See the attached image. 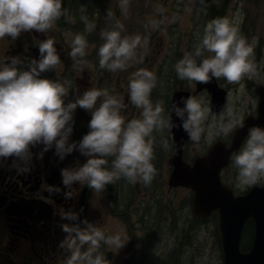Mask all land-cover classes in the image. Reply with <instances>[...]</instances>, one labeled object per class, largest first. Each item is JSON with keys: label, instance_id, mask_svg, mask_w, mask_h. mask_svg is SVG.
Segmentation results:
<instances>
[{"label": "clouds", "instance_id": "obj_1", "mask_svg": "<svg viewBox=\"0 0 264 264\" xmlns=\"http://www.w3.org/2000/svg\"><path fill=\"white\" fill-rule=\"evenodd\" d=\"M128 3L129 0H120L124 14ZM64 15L63 0H0V39L7 36L16 40L22 33L33 30L46 33ZM108 16L111 18L112 13L108 12ZM81 19L86 31H91L94 25H89L86 17ZM238 24V20L227 17L208 22L203 34H198L193 51L185 53L174 65L177 77L199 84L220 78L238 84L244 78L258 77L257 66L250 59L253 47L240 35ZM156 26L153 22V27ZM122 30L123 25L117 21L113 30L101 33L104 40L98 51L101 69L125 70L136 49L146 46L147 41L142 43L139 35L122 37ZM37 46L39 59L12 56L0 63V161L12 158L18 167L27 170L33 157L43 159L49 151L60 162L74 152L79 153L86 157L79 167L60 169L65 189L78 183L101 192L121 178L131 184L149 185L157 175L152 163L156 158L154 133L162 137L168 133L161 140L162 148L167 150L169 139H174V128H182L197 143L202 137L211 142L217 136L244 128L242 116L233 107L226 108L218 117L213 116L212 109L194 96L180 97L166 115L162 102L153 103L150 99L157 83L154 73L147 69L133 73L128 86V100L142 110V119L126 123L121 113L127 106L107 89L92 88L77 94L66 82L42 78V73L55 70L61 58L52 39L42 40ZM86 47V38L76 35L68 53L73 68L82 70L86 66L83 61ZM70 94L75 98L69 99ZM100 98L103 99L97 107ZM77 108L91 116L89 131L78 141L72 139ZM173 114L179 123L174 121ZM36 148L39 151L33 152ZM110 157L114 159L109 168ZM231 160L237 169L239 186H254L264 181V128L249 127L243 146ZM56 192L59 193L58 188ZM63 195L65 199L72 198L70 191ZM82 212V208L80 212L69 209L60 216L66 222L59 225L65 235L58 248L66 254V264H111L101 252L102 244L121 249L125 245L121 235L106 236L86 218L81 219Z\"/></svg>", "mask_w": 264, "mask_h": 264}, {"label": "flooded vegetation", "instance_id": "obj_2", "mask_svg": "<svg viewBox=\"0 0 264 264\" xmlns=\"http://www.w3.org/2000/svg\"><path fill=\"white\" fill-rule=\"evenodd\" d=\"M103 1L93 0V5L87 12L79 8L76 12L77 8H68L66 5L65 15L53 23L56 26L55 30L50 29L46 33H39L34 30L22 33L14 41V44L17 43L18 47L10 46L7 50L0 52V63L12 56H19L25 60L29 58L39 59L37 44L42 40L52 39L54 46L60 54L61 62L54 71L42 73V78L59 79L61 82H66V86L77 94H82L85 90L92 88L98 90L107 89L110 95L115 96L127 106L121 113L127 123L132 119H142L140 115L142 110L133 106L128 100V86L133 73L144 69V65L139 64L137 68L130 60L125 70L112 72L100 68L99 47H96V44L99 45L97 39L104 30L102 28L103 23L105 18L108 17L107 9L103 8ZM76 6L79 7V5ZM92 12H95L96 15H92ZM82 17L87 18L89 25H94L91 31H86V24L81 19ZM115 23L116 16H114V20L112 21L111 30H113ZM68 34L72 35V42L78 34L86 38L87 47L83 58L86 66L82 70L80 67L73 68V62L67 57V54L72 49V43L68 40ZM215 81L218 84V79H215ZM194 83L196 91V82ZM202 90L208 91L206 88ZM178 91L188 92L189 94L195 92L181 86L173 94ZM225 91L228 95L229 91ZM173 94L167 104V114L171 112ZM74 98L75 96L70 94L69 99ZM102 99L100 98L97 101V107ZM263 109L264 95L258 105L255 117L259 116L260 111ZM74 119L75 125L72 139L78 141L89 131L88 123L91 116L86 110L77 108ZM169 141L172 143V146H169L165 157L168 158V166L171 168L172 174L173 167L169 163L173 158L176 143L170 139ZM191 141L188 138L181 151L183 162L189 165L193 164L197 157L208 154L213 148L210 147V150L205 154L194 157L190 153V150H188V144ZM217 142L225 144L226 147L231 145V143L223 141L217 136L214 138V143L211 146ZM239 150L233 153L231 158ZM37 151H39L38 148L33 149V152ZM155 157L154 162L164 158L160 154L155 155ZM85 159L86 157L74 152L63 162H60L53 155V151H49L45 153L43 159L33 157V160L26 166L27 170L18 167L17 163L12 161V158H9L7 161H0V264H66V254L58 248L59 241L65 235L59 225L66 222L61 221L60 216L69 209L80 212L81 208L83 209V212L80 213L81 219L86 218L94 226L103 231L106 236L121 235L125 243L121 249L102 244L101 252L107 256L111 264H145V257L142 253H136L140 244V238L136 232L139 225L145 219L144 214L141 213L143 208L141 203L143 200L123 201V197L120 196L122 178L113 184L107 185L105 190L101 192H95L93 189H89L87 186L78 183L74 184L70 189H65L62 185L60 169L66 166L79 167V164L83 163ZM108 159V166L110 168L111 160L114 157ZM231 162L232 160L230 159V164ZM225 170L227 168L221 172L222 183L226 181L223 179ZM259 185H264V181ZM229 186L233 189L235 195L240 196L247 193H236L235 187L231 186L230 183ZM57 188L59 189V193L56 192ZM170 188L187 189L181 186ZM137 189L140 190L139 182L137 183ZM68 191L71 193V199L64 198L63 194ZM138 192L140 193V191ZM192 199L193 192L191 194V204ZM107 203L109 204V208H105ZM194 217L202 223L215 218L219 229L220 216L218 211L211 212L208 217L203 219L195 215ZM120 219L123 220V227L116 226L115 221ZM248 224H251L253 227L252 245L254 222L251 219L245 224L241 244L244 242V232Z\"/></svg>", "mask_w": 264, "mask_h": 264}, {"label": "rangeland", "instance_id": "obj_3", "mask_svg": "<svg viewBox=\"0 0 264 264\" xmlns=\"http://www.w3.org/2000/svg\"><path fill=\"white\" fill-rule=\"evenodd\" d=\"M64 1L69 8L71 1ZM77 2L78 8L85 11L93 5V0ZM103 8L111 12L112 17L105 18L102 32L111 30L112 21L116 16V22L119 21L123 25L122 37L139 35L142 43L147 41L145 47L136 49L130 62L137 68L139 64H143L144 69L154 73L157 86L153 89L150 99L153 103L161 101L166 115L167 104L175 90L183 86L195 91L194 81L179 79L174 65L185 53L193 51L198 42V34H203L204 26L212 19L227 17L230 20H238L240 35L253 47V56L250 59H253L257 66L258 77L244 78L238 84L229 83L224 78L218 79V87L228 90L229 93L223 106L216 113L212 112V115L218 117L226 108L233 107L242 116L243 121L249 117H258H255L257 108L264 95V0H129L126 14L121 11L120 0H105ZM153 22L156 27H153ZM51 29H56L55 24ZM68 36L69 42L72 43V35ZM98 37L99 45L96 44V47L100 48L104 40L101 33ZM14 41L7 36L0 39V52L10 46L18 47ZM67 57L71 60L68 54ZM210 96V92L202 90L196 98L202 99L210 107ZM211 119L210 116L209 121ZM235 131L236 129L227 136L218 137L231 143ZM153 135L154 153L164 157L156 162L152 161L157 175L149 185L139 182L140 190L137 189V183L131 184L123 178L121 183L120 196L123 201L143 200L141 213L145 219L136 232L140 238L136 253H142L145 264H223L218 222L215 218L206 223L197 220L192 213V192L184 188H170L171 168L165 156L172 143L168 141V148L165 150L161 146V140L167 138L168 133L165 132L163 137L158 133ZM212 143L214 139L208 142L202 137L198 143L191 141L188 150L194 157L201 156L208 152L210 147L218 144L217 142L211 146ZM236 175L237 169L231 162L223 174V179L235 187L236 193L247 192L253 187L239 186ZM226 181L223 183L229 185ZM105 208H109L108 203ZM115 223L119 227L124 225L122 219ZM250 234L251 228H246L245 239L249 238Z\"/></svg>", "mask_w": 264, "mask_h": 264}, {"label": "water", "instance_id": "obj_4", "mask_svg": "<svg viewBox=\"0 0 264 264\" xmlns=\"http://www.w3.org/2000/svg\"><path fill=\"white\" fill-rule=\"evenodd\" d=\"M203 88L211 94L212 112H217L227 93L218 87L215 79L208 84L196 83V91L192 94L175 92L172 105L182 96L195 97ZM173 119L179 123L174 114ZM253 126L264 128V109L257 119L247 118L244 128L236 129L229 147L223 143L215 144L208 154L197 157L191 165L184 163L181 157L188 135L182 128H174V139H170L176 143V149L169 163L173 167L169 185L193 192L192 210L196 217L203 219L213 211L219 212L223 264H264V186L255 185L245 195L235 196L233 190L221 181L222 170L229 165L231 155L240 149L248 128ZM249 219L254 222V238L248 251H243L241 237Z\"/></svg>", "mask_w": 264, "mask_h": 264}, {"label": "trees", "instance_id": "obj_5", "mask_svg": "<svg viewBox=\"0 0 264 264\" xmlns=\"http://www.w3.org/2000/svg\"><path fill=\"white\" fill-rule=\"evenodd\" d=\"M71 1V3L69 4V8H72V9H78V7L76 6V3H78L77 2V0H70ZM67 5V3H66V1L64 2L63 1V6H64V9H65V6ZM67 7H68V5H67ZM77 9H76V12H77ZM87 12V11H86ZM92 15L94 14V12H92L91 13ZM251 228V230H253V227H252V225L251 224H248L247 226H246V228ZM246 230V229H245ZM253 234V233H252ZM252 234H250L249 235V238H247L248 239V241H247V239H245V235H244V242L243 243H247V244H241V249L243 250V251H247L249 248H250V245H251V241H252V237H253V235Z\"/></svg>", "mask_w": 264, "mask_h": 264}]
</instances>
